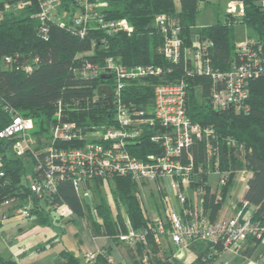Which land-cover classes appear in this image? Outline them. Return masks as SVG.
Masks as SVG:
<instances>
[{
    "label": "trees",
    "instance_id": "16d2710c",
    "mask_svg": "<svg viewBox=\"0 0 264 264\" xmlns=\"http://www.w3.org/2000/svg\"><path fill=\"white\" fill-rule=\"evenodd\" d=\"M103 1L105 4L101 11L107 17L127 18L135 30L109 35L93 29L81 38L66 27L52 24L47 37L43 38L30 8L0 19V130L12 120L10 109L34 120L33 134L37 137L38 145L42 143L45 146L53 125L59 119V110L62 119L76 121L84 129L95 124L113 123L115 108L110 106L106 97L101 99L97 92L100 85L111 83L112 79L108 74L98 77L82 75L78 68L86 58L103 66L108 56H113L125 66L164 64L159 52L162 36L153 22L158 13H167L175 23L181 25L184 46L187 48L197 47L204 39H212L214 46L210 49V55L215 66L228 69L234 60L232 21L227 15L225 20L194 29L201 5L207 0ZM244 1L246 15L241 23L251 29L264 45V11L256 3L257 0ZM72 2L74 0H65L64 8L68 9ZM17 52L21 57L14 61L12 67H5L3 57ZM33 54L40 57L38 66L26 73L20 63ZM182 65L183 62L175 67L177 75L183 76ZM156 82L158 79L153 78L136 81L127 88L125 100L138 110L148 111L154 101L152 84ZM187 82L188 115L194 122L215 127V139H211L214 150L211 157H208L205 139H196L190 147L196 165L201 164L204 168L198 179V184L204 189V210L212 219L218 218L234 184L236 171L246 166L252 171V176L240 205L246 203V207L254 206L251 220L264 227V74L252 81L248 106L242 110L232 107L217 110L213 106L209 76L195 73L187 78ZM144 129L146 133L152 132L148 126ZM13 143L12 138H0V166L5 172V176L0 178V202L8 196L28 193L25 176L33 171L36 161L31 154L15 155ZM241 144L245 146L244 151L239 146ZM59 145L67 147L73 143L63 142ZM154 149L152 141L145 135L141 136L140 144L132 151L143 156ZM217 156L220 161L218 164L223 170L229 171V175L225 182L213 189L207 180L208 172L217 164ZM92 184L94 201L88 202L80 198L71 180L60 179L57 192L48 197L45 203L39 200L33 214H39L41 221L46 223L50 220L53 208L67 204L77 216L86 220L94 235H108L114 239H119L129 224L147 233L145 240L127 243L136 247L137 252L131 253L133 263L130 264H146L145 258L147 263L179 264L171 255H166L164 259L157 256L160 249L157 223L150 216L136 182L130 177H117L111 180L96 179ZM105 186L109 187L113 204L107 202ZM21 190L24 191L22 194ZM2 226L3 221L0 219V229ZM262 241L263 237L249 236L239 254L252 256ZM207 248L203 244L198 259L192 264L211 262L213 256L208 255ZM222 251L215 250V254ZM95 252L97 256L93 264H123L111 259L107 248ZM60 255L66 259L63 264H85L70 250L63 249ZM0 264L19 262L13 257L0 255Z\"/></svg>",
    "mask_w": 264,
    "mask_h": 264
},
{
    "label": "built area",
    "instance_id": "2783aa9c",
    "mask_svg": "<svg viewBox=\"0 0 264 264\" xmlns=\"http://www.w3.org/2000/svg\"><path fill=\"white\" fill-rule=\"evenodd\" d=\"M65 0H0V19L8 15L19 14L30 8L32 18L43 38H46L51 25L59 24L68 28L74 35L85 37L90 30H101L112 35L124 31L131 33L135 26L127 18H109L101 8L103 0H74L70 7L64 8ZM264 8V0H257ZM226 15L233 23H241L246 15L244 0H230ZM226 17V18H227ZM154 26L162 36L159 52L164 64H119L113 56H108L102 66L86 58L78 72L82 75L98 77L108 74L112 89V102L115 108L114 122L95 124L84 129L76 121L61 118L53 125L46 144H39L33 134L35 122L30 117L20 115L10 109L12 120L0 130V138H12L13 152L17 156L31 154L35 158L33 171L28 172L25 181L27 194H15L0 202V219L13 215L30 217L37 202L53 196L58 190L60 179L71 180L76 192L84 201L92 200V183L96 179L111 180L117 177H130L137 183L140 193L148 207L147 189L154 183L160 192L173 195L180 209H173L165 217L154 218L159 234L170 233L173 241L188 247L197 239L206 240L211 249L233 250L239 253L249 236L263 237L264 227L243 216L240 211L234 216L212 219L204 210V189L198 184L199 176L204 172L203 165H196L190 147L196 139H205L208 157L214 152L211 139H215V127L211 124L194 122L188 115L187 78L195 73L209 76L210 99L217 110L247 108L252 81L264 74V45L256 36L246 38L235 44L234 60L228 69L213 64L210 49L212 39L202 40L197 47L184 46L181 25L175 23L167 13L155 15ZM190 49V53L185 52ZM21 54H7L2 63L12 67ZM38 54L26 57L20 67L32 72L39 63ZM188 62L183 76L177 75L175 67ZM158 79L153 83L154 101L152 108L144 112L133 107L125 100L127 88L140 79ZM106 97V95H103ZM59 105L61 103H58ZM145 126L152 128L147 132ZM147 136L155 149L143 156L132 150L141 142V136ZM71 142V146L59 143ZM39 146V147H38ZM244 151L245 146L239 145ZM217 164L210 169L219 177V183L225 182L229 171L223 170L218 156ZM252 171L246 166L235 173L236 182L248 185ZM5 172L0 166V178ZM193 182L196 184L193 185ZM188 188H194L196 203L190 201ZM21 194L24 191H20ZM42 202V201H41ZM246 206V203H244ZM67 204L57 207L62 215L71 216ZM170 226V228L168 227ZM147 233L136 230L128 224L126 232L119 239L130 244L145 240ZM211 256V253H208ZM97 252H88L86 261L93 264ZM144 261L147 262L145 258Z\"/></svg>",
    "mask_w": 264,
    "mask_h": 264
},
{
    "label": "rangeland",
    "instance_id": "374dc122",
    "mask_svg": "<svg viewBox=\"0 0 264 264\" xmlns=\"http://www.w3.org/2000/svg\"><path fill=\"white\" fill-rule=\"evenodd\" d=\"M228 1L230 0H207L202 3L194 29L198 30L200 27L209 25L217 20H225ZM230 25L232 28V40L235 44L243 41L248 35L254 36L253 31L247 28L245 24L233 23ZM190 51L191 50L188 49L185 53L189 54ZM187 63L188 62H183L182 67L185 68ZM198 86L200 87V85ZM218 180L219 177L211 173L208 177V184L216 188ZM239 188L240 186H237L230 190L223 209L225 206L237 202L239 199ZM105 196L107 202L113 204L108 186H105ZM157 198H159V196ZM163 200L165 201V197L157 200V204L154 199L148 201V210L152 217H158L157 207H159L160 211L165 215L166 210L163 205ZM93 201L94 198L91 202ZM50 215V220L46 223L41 221L37 213H34L30 217L13 215L8 219L2 220L3 226L0 229V255L12 256L22 263L27 261L30 264H57V258H59L62 249L66 246L77 249L73 244L72 232L79 229L84 219L81 220L82 217L79 216H73V218H71L62 215L57 208H53L50 211ZM41 243L46 246V248L40 249ZM171 245L173 244L171 243ZM263 246L264 241H262L259 249L263 248Z\"/></svg>",
    "mask_w": 264,
    "mask_h": 264
},
{
    "label": "crops",
    "instance_id": "0c3cea01",
    "mask_svg": "<svg viewBox=\"0 0 264 264\" xmlns=\"http://www.w3.org/2000/svg\"><path fill=\"white\" fill-rule=\"evenodd\" d=\"M218 186H219V181L217 183V187ZM237 186H240L239 199L237 200V202L231 203L232 205L225 206L224 209H223L224 207L223 205L222 209L219 212L218 218L234 216L238 214L240 211L243 212L242 214L243 216L245 215L251 216L252 212L254 211L255 209L254 206L246 207L244 205L242 206L240 205V202L242 201L243 196L247 190V184L245 185L242 182L234 181V184L231 187V189H234ZM186 191L190 196V201L195 204L196 200L194 195V188L193 189L188 188ZM158 196L159 198H157ZM147 197L148 200L154 199L155 203L157 200H160V198L165 197V201L163 200L164 201L163 205L166 210L165 215L169 214L173 209H180V205L176 202V199L173 197V195H169L167 192H160V190L156 188L154 183L149 184V187L147 189ZM69 209L72 212V215L69 217L71 218H73V216L78 217L71 208ZM157 211H158V216L165 217V215L160 211L159 207H157ZM83 219L84 218H82L81 220ZM157 236H159V240H160V249L157 252V256L164 259L166 255L169 256L171 255L173 256V258H176L178 260L179 264H192L193 262H195L198 259V254L203 244L208 247L207 248V251H209L208 253H211V256H213L209 264H264V253H263L264 246L261 249H259L258 247L256 252L252 256L245 257L233 250H225L220 252L219 254H215V250L211 249V244L208 241L202 239L195 240L188 247H181L173 241L170 233H166V234L158 233ZM72 239H73V244L77 249L71 248L69 246H66L64 249L74 252L78 257L82 259V261L85 264H90L89 262L86 261L85 258L86 254L88 252H92L100 249H105V248L109 249L111 259H113L115 262H119L123 264L133 263L131 253L132 252L134 254L137 253L136 247L129 245L122 240L120 241L119 239H114L108 235H94L85 219L83 220V223L80 225L79 229H76L72 232ZM171 243L173 245H171ZM40 245H41L40 249L46 248V246L42 245V243ZM5 257H12V256H5ZM59 258H57L58 260L57 264H63L66 261V259L61 255H59ZM19 264H30V263L26 261L23 263L19 262ZM38 264H47V263H38ZM146 264H154V263L146 262Z\"/></svg>",
    "mask_w": 264,
    "mask_h": 264
},
{
    "label": "water",
    "instance_id": "95a60500",
    "mask_svg": "<svg viewBox=\"0 0 264 264\" xmlns=\"http://www.w3.org/2000/svg\"><path fill=\"white\" fill-rule=\"evenodd\" d=\"M264 11V8L262 9ZM103 77H105V75H103ZM98 95L100 96V98H103V94L106 95V99L109 101L110 106L113 107V102H112V89L110 86L108 85H100L97 89ZM45 197L41 200L42 203H45Z\"/></svg>",
    "mask_w": 264,
    "mask_h": 264
}]
</instances>
